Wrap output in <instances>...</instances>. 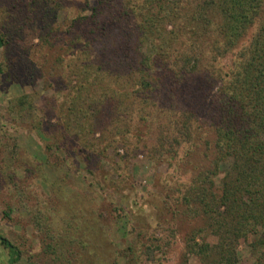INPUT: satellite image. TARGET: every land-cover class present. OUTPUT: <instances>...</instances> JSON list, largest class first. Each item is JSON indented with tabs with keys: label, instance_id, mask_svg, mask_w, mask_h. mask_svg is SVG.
<instances>
[{
	"label": "trees",
	"instance_id": "1",
	"mask_svg": "<svg viewBox=\"0 0 264 264\" xmlns=\"http://www.w3.org/2000/svg\"><path fill=\"white\" fill-rule=\"evenodd\" d=\"M42 3L45 22L64 5ZM84 9L88 16L70 18L65 30L55 28V37L65 40L58 63L76 82L64 88L55 146L61 148L70 126L94 136L100 122L101 140L104 128L114 125L105 143L84 145V153L103 156L118 150L120 138L141 123L142 133L158 129L161 149L188 154L201 138L198 122L205 120L213 135L212 167L187 183L182 204L200 214L202 230L216 243H196L195 233L185 251L202 264H240L239 241L253 235L252 264H264V0H96ZM226 58L229 64L222 62ZM195 89L204 96L200 114L188 93ZM18 104L26 106V98ZM105 108L114 116L106 117ZM54 112L45 113L48 122ZM0 246L10 264L20 258L1 236ZM153 253L147 257L155 264Z\"/></svg>",
	"mask_w": 264,
	"mask_h": 264
},
{
	"label": "rangeland",
	"instance_id": "2",
	"mask_svg": "<svg viewBox=\"0 0 264 264\" xmlns=\"http://www.w3.org/2000/svg\"><path fill=\"white\" fill-rule=\"evenodd\" d=\"M48 1L54 9L64 5L45 22L43 0H0V236L20 250L13 264H152L151 251L155 264H202L185 251L186 241L195 233L196 243L204 238L214 244L216 237L202 230L200 214L185 208L182 194L199 171L212 167L209 124L198 122L201 138L188 154L161 149L158 129L142 133L141 123L103 156L83 151L100 140V122L94 136L68 127L57 148L60 104L76 82L58 63L65 40L56 31L74 16H88L84 4L96 0ZM188 93L203 112L204 96ZM23 98L26 106L18 104ZM51 109L48 122L44 115ZM103 112L114 116L112 108ZM113 126L104 128L100 142L116 132ZM75 131L85 138H75ZM253 239L239 241L240 264H252ZM9 259L0 246V264Z\"/></svg>",
	"mask_w": 264,
	"mask_h": 264
}]
</instances>
